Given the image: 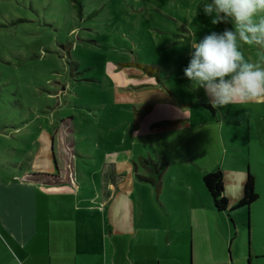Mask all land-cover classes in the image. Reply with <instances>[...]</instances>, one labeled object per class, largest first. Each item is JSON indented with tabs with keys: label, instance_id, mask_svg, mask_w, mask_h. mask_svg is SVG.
Returning a JSON list of instances; mask_svg holds the SVG:
<instances>
[{
	"label": "rangeland",
	"instance_id": "374dc122",
	"mask_svg": "<svg viewBox=\"0 0 264 264\" xmlns=\"http://www.w3.org/2000/svg\"><path fill=\"white\" fill-rule=\"evenodd\" d=\"M201 2L0 0V179L42 188L41 171L57 170L53 149L93 217L80 231L102 233V202L115 187L112 211L127 212L122 237L149 264H195L201 230L229 264H264L255 258L264 247V100L215 109L184 75L191 41L231 27L212 25ZM242 50L252 61L264 54ZM216 169L226 173L224 212L203 183ZM248 174L259 199L236 208L233 179ZM106 222L109 235L117 223Z\"/></svg>",
	"mask_w": 264,
	"mask_h": 264
},
{
	"label": "crops",
	"instance_id": "0c3cea01",
	"mask_svg": "<svg viewBox=\"0 0 264 264\" xmlns=\"http://www.w3.org/2000/svg\"><path fill=\"white\" fill-rule=\"evenodd\" d=\"M45 137L44 140L49 142L48 135ZM51 138L53 144L54 136L51 135ZM61 168L57 164L54 171L52 165H47V169L41 171L38 181L45 184L42 188L35 184L21 185L16 181L6 184L0 179V264H26L27 261L29 264H149L146 259L140 258L141 253L136 245L122 237L129 233L124 223L127 212L112 211L116 196L121 194L115 187L108 189V192L115 190V194L107 193V199L102 202L105 205V219L101 217L104 221L102 233L97 236L96 230L91 234V228H87L86 232L79 230L78 223L86 227L88 219L93 217L86 205L80 207L86 201L81 203L74 200L76 191L68 183L75 184L65 180ZM225 177L224 172V180ZM234 180L243 194L246 179ZM119 202L123 208L129 207L125 198ZM54 212L55 216H52ZM198 214L201 221L197 224H202L203 217L200 212ZM107 217L117 223V228L113 227L109 235L105 227L106 224L110 226L106 222ZM198 236L195 264H229L208 246L207 233L201 230ZM255 258L264 259V247L256 253ZM33 260L36 263H32Z\"/></svg>",
	"mask_w": 264,
	"mask_h": 264
},
{
	"label": "clouds",
	"instance_id": "9594fccd",
	"mask_svg": "<svg viewBox=\"0 0 264 264\" xmlns=\"http://www.w3.org/2000/svg\"><path fill=\"white\" fill-rule=\"evenodd\" d=\"M198 9L212 25L231 24L192 40L184 75L204 89L215 109L264 100V54L252 61L242 49H264V0H202Z\"/></svg>",
	"mask_w": 264,
	"mask_h": 264
},
{
	"label": "trees",
	"instance_id": "16d2710c",
	"mask_svg": "<svg viewBox=\"0 0 264 264\" xmlns=\"http://www.w3.org/2000/svg\"><path fill=\"white\" fill-rule=\"evenodd\" d=\"M79 12L80 13L82 12L81 5L79 8ZM50 151L52 155L51 157L53 158V162L55 165V169H57L53 149ZM158 173H161V171ZM224 181H225L224 172L221 171L220 169H216L213 172L206 173L203 176V183L206 186V189L211 197L214 209L217 210L218 212L227 211L229 208V201L226 198L224 191ZM255 185H256L255 177L249 174L246 177V180L243 185L242 198L238 202L236 208L247 207V206L249 207L259 199V196L255 191ZM249 264H250V259H249Z\"/></svg>",
	"mask_w": 264,
	"mask_h": 264
}]
</instances>
